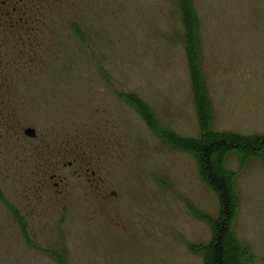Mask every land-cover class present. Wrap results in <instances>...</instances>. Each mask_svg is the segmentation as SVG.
I'll use <instances>...</instances> for the list:
<instances>
[{
    "label": "rangeland",
    "instance_id": "374dc122",
    "mask_svg": "<svg viewBox=\"0 0 264 264\" xmlns=\"http://www.w3.org/2000/svg\"><path fill=\"white\" fill-rule=\"evenodd\" d=\"M54 1L41 44L14 41L3 57L0 189L33 246L0 200V264H60L48 252L64 264H205L189 244L213 231L192 210L217 218L219 197L196 157L164 145L127 99L201 137L179 0ZM194 5L214 131L264 136V0ZM226 159L238 173L233 230L255 256L243 264H264L263 158ZM74 161L97 170L101 190L73 176ZM55 170L67 184L54 186Z\"/></svg>",
    "mask_w": 264,
    "mask_h": 264
},
{
    "label": "trees",
    "instance_id": "16d2710c",
    "mask_svg": "<svg viewBox=\"0 0 264 264\" xmlns=\"http://www.w3.org/2000/svg\"><path fill=\"white\" fill-rule=\"evenodd\" d=\"M179 4L185 29L186 55L191 73L192 91L201 137L194 139L180 136L175 131L165 128L146 102L137 96H129L127 99L131 100L129 102L137 107L150 130L164 145L189 152L196 157L204 182L219 197L220 214L217 218L192 210L199 219L209 223L213 234L208 244H189V248L194 253L203 255L205 264H243L246 261L255 260V256L252 247L244 244L233 230V223L240 206V198L236 189L238 173L227 168L226 158L229 153L236 151L242 164L248 158L256 157L263 158L264 162V136H244L214 131L212 102L205 83L201 62L202 46L199 15L194 0H179ZM0 200L13 214L29 242L25 218L16 207L11 205L1 189ZM29 243L33 246L31 242ZM48 253L52 254L53 258L60 264H64L63 256Z\"/></svg>",
    "mask_w": 264,
    "mask_h": 264
},
{
    "label": "flooded vegetation",
    "instance_id": "af4514ba",
    "mask_svg": "<svg viewBox=\"0 0 264 264\" xmlns=\"http://www.w3.org/2000/svg\"><path fill=\"white\" fill-rule=\"evenodd\" d=\"M53 12L54 0H0V105L3 101V57L8 55L6 47L14 46V49H17L19 45L26 44L27 41L31 43L27 45L30 47L35 46L34 43L38 41V44H41L44 31L54 26L49 18ZM14 41L23 44L12 45ZM14 53H20V51H14ZM50 163L54 164V160L52 159ZM74 165L78 166L74 177L85 178L89 186H95L96 190H101L103 179L98 177L97 170H93L89 162L74 161L70 162L68 167L72 168ZM68 178L58 174L56 170L51 175V180L56 187L61 186L62 183L67 184Z\"/></svg>",
    "mask_w": 264,
    "mask_h": 264
},
{
    "label": "water",
    "instance_id": "95a60500",
    "mask_svg": "<svg viewBox=\"0 0 264 264\" xmlns=\"http://www.w3.org/2000/svg\"><path fill=\"white\" fill-rule=\"evenodd\" d=\"M24 132L25 135L30 138H36L37 136V131L33 128H26Z\"/></svg>",
    "mask_w": 264,
    "mask_h": 264
}]
</instances>
